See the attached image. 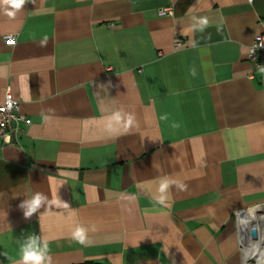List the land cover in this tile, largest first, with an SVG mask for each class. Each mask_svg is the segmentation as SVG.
<instances>
[{"label": "crops", "instance_id": "crops-1", "mask_svg": "<svg viewBox=\"0 0 264 264\" xmlns=\"http://www.w3.org/2000/svg\"><path fill=\"white\" fill-rule=\"evenodd\" d=\"M263 30L264 0L0 5V100L9 85L30 119L0 142V264L30 233L53 264H242L238 217L264 206V72L247 58ZM116 111L130 131L106 129ZM37 192L70 208L26 220Z\"/></svg>", "mask_w": 264, "mask_h": 264}, {"label": "clouds", "instance_id": "clouds-1", "mask_svg": "<svg viewBox=\"0 0 264 264\" xmlns=\"http://www.w3.org/2000/svg\"><path fill=\"white\" fill-rule=\"evenodd\" d=\"M27 0H0V5L5 7L6 14L10 17H14L16 12L20 11L26 4ZM209 21L207 17H199L196 19L195 24L191 30H199L201 32L208 26ZM47 39V38H45ZM260 72H264V67L259 69ZM192 76L196 75L195 68L190 70ZM161 119H167V115L162 116ZM105 127L108 131H119L121 128L124 132L130 131L135 125V116L131 113H123L116 111L112 115L105 118ZM178 127V125H173ZM170 187V181L165 178L161 181L159 186V193L161 194L157 198V203L165 204L166 193ZM70 208L69 204L61 200L58 196L53 200H49L47 196L42 193H34L31 197L24 199L19 208L23 211L24 218L30 219L34 214H37L42 208ZM71 239L82 246H89L90 241L87 236V229L82 226H76L72 233ZM16 264H53L52 256L50 255L49 243L43 239L41 235L30 233L20 239L19 245V260Z\"/></svg>", "mask_w": 264, "mask_h": 264}, {"label": "built area", "instance_id": "built-area-1", "mask_svg": "<svg viewBox=\"0 0 264 264\" xmlns=\"http://www.w3.org/2000/svg\"><path fill=\"white\" fill-rule=\"evenodd\" d=\"M251 2L252 0H247ZM165 14V11H160ZM7 42L14 40L13 35H6ZM247 58L257 68L264 67V30L256 34L248 47ZM253 78V74L248 76ZM30 123V119L21 115L18 112V100L14 98L11 88L7 85L4 88L2 99L0 100V142H7L10 140V134L18 133L22 130V125ZM249 236L250 231H249ZM239 245L242 252V264H251L256 258L253 255H246L243 249L241 237ZM254 259V260H253ZM264 264V262H263Z\"/></svg>", "mask_w": 264, "mask_h": 264}, {"label": "bare ground", "instance_id": "bare-ground-1", "mask_svg": "<svg viewBox=\"0 0 264 264\" xmlns=\"http://www.w3.org/2000/svg\"><path fill=\"white\" fill-rule=\"evenodd\" d=\"M239 229L241 235V241L244 252L246 255L253 254L255 251L262 253V257L258 259L257 264H263L264 262V208H259L256 213H252L248 216L241 217L239 220ZM251 227H255L258 232L256 239L249 236Z\"/></svg>", "mask_w": 264, "mask_h": 264}, {"label": "rangeland", "instance_id": "rangeland-1", "mask_svg": "<svg viewBox=\"0 0 264 264\" xmlns=\"http://www.w3.org/2000/svg\"><path fill=\"white\" fill-rule=\"evenodd\" d=\"M264 208V206H261V207H257V208H254V209H252V210H250V211H247V213L245 212V213H243L242 215H240L239 217H238V219L240 218V217H245V216H248V215H250V214H252V213H256V211L259 209V208ZM240 237H241V235H240ZM264 249V248H263ZM253 254H256V255H254V258H256L251 264H257V262H258V259L259 258H261L262 257V253L261 252H259V251H255Z\"/></svg>", "mask_w": 264, "mask_h": 264}, {"label": "water", "instance_id": "water-1", "mask_svg": "<svg viewBox=\"0 0 264 264\" xmlns=\"http://www.w3.org/2000/svg\"><path fill=\"white\" fill-rule=\"evenodd\" d=\"M250 235L253 239H256L257 236H258V232H257V229H255V227H251L250 228Z\"/></svg>", "mask_w": 264, "mask_h": 264}]
</instances>
